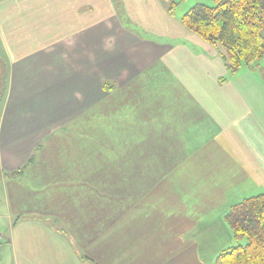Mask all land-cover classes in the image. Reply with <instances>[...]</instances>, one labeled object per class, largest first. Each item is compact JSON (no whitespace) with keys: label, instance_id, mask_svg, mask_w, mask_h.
Here are the masks:
<instances>
[{"label":"crops","instance_id":"obj_1","mask_svg":"<svg viewBox=\"0 0 264 264\" xmlns=\"http://www.w3.org/2000/svg\"><path fill=\"white\" fill-rule=\"evenodd\" d=\"M161 1L0 0V264H213L235 245L224 214L264 193V81Z\"/></svg>","mask_w":264,"mask_h":264},{"label":"trees","instance_id":"obj_2","mask_svg":"<svg viewBox=\"0 0 264 264\" xmlns=\"http://www.w3.org/2000/svg\"><path fill=\"white\" fill-rule=\"evenodd\" d=\"M176 5H169L171 15ZM181 22L207 43L222 49L223 60L232 74L244 64L256 66L255 62L264 55V0H216L215 6L198 3L183 14ZM5 76V63L0 60V97L6 88ZM33 160L34 155L9 176L22 175ZM224 221L236 240L246 238L247 243L224 248L216 255L214 264H264V193L234 203Z\"/></svg>","mask_w":264,"mask_h":264},{"label":"rangeland","instance_id":"obj_3","mask_svg":"<svg viewBox=\"0 0 264 264\" xmlns=\"http://www.w3.org/2000/svg\"><path fill=\"white\" fill-rule=\"evenodd\" d=\"M133 1H139V0H133ZM173 2L177 3L175 11H174V15L178 19H181L185 12H187L191 7H193L194 5H196L198 3H203V4H206L209 6H215V4H216V0H163L160 2L161 3L160 5L162 6L163 9L168 11L169 5H171ZM118 14H119L120 18H123V20H125L127 22V24H130V26H133V27L136 26V24L131 22L129 16L127 14H125L122 10H119ZM111 26L112 27H109L110 29L113 28V30H116L115 26L112 22H111ZM97 35H99V29L98 28H97ZM255 63H256L255 64L256 66H254V67L246 66L244 64L235 74L240 75V77H241V76H245L247 73L246 71H248L249 69L255 70V71H257V75L259 76V78H261L264 81V77H263L264 76V55L261 57V59H259ZM246 69H248V70H246ZM2 86H3V84H2ZM1 111H2V107L0 106V113H1ZM2 179H3V176H2L1 169H0V234H2V236H0V241L4 245L6 243V240L3 239L2 237L8 236L10 223H9V220L4 217V214H7L8 210L6 209L7 200H6L5 190H4L3 184H1ZM223 220H224V216H223ZM231 233L233 235V240H234V234H233L232 229H231ZM238 243L245 245L247 243V239L246 238H243L240 240L235 239L234 244H238ZM4 248H5L4 246L2 249L0 248V252L2 250V253H3ZM213 264H214V262H213Z\"/></svg>","mask_w":264,"mask_h":264}]
</instances>
